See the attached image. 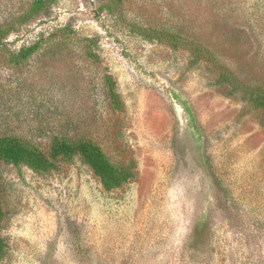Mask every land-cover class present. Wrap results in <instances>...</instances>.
<instances>
[{
    "label": "rangeland",
    "instance_id": "1",
    "mask_svg": "<svg viewBox=\"0 0 264 264\" xmlns=\"http://www.w3.org/2000/svg\"><path fill=\"white\" fill-rule=\"evenodd\" d=\"M33 1L0 0V27ZM107 4L58 0L8 37L0 48V137L27 138L44 152L56 135L87 137L114 163L134 160L135 177L107 192L78 158L50 174L0 164V236L9 246L0 264H264L263 113L227 95L205 63L190 65L186 50L134 27L206 40L214 29L226 34L214 24L227 18L246 53L263 61L241 75L262 80L264 0H220V13L208 0H125L121 15ZM88 39L98 64L85 56ZM38 42L28 61L13 59ZM106 72L117 81L121 112L107 101Z\"/></svg>",
    "mask_w": 264,
    "mask_h": 264
},
{
    "label": "trees",
    "instance_id": "2",
    "mask_svg": "<svg viewBox=\"0 0 264 264\" xmlns=\"http://www.w3.org/2000/svg\"><path fill=\"white\" fill-rule=\"evenodd\" d=\"M219 1L208 0L207 8L210 10L218 9L217 13H220L225 5H219ZM57 2L58 0H34L12 23L0 27V48L5 45L6 40L13 32L19 30L18 27H22L36 17L46 14ZM124 2L125 0H108L104 9L111 15H121ZM231 25V21L227 18L214 24L226 34H219L214 29L212 32L216 34L217 38L206 40L188 37L179 32H171L161 28L139 25L134 27L138 28L137 31L149 40L157 41L174 50L181 48L186 50L190 56V65L196 66L205 63L215 72L217 83L230 88L227 95H239L240 99L251 110L260 111L264 115V79L254 77L251 79V76H249L250 78L244 77L239 70L242 68L253 69L256 62H258V66H261L263 62L259 58L261 54L246 53L247 49L244 46L246 41L238 34L241 31L236 28L237 26L232 25L231 27ZM226 29L228 31H225ZM84 43L85 56L92 63L98 64L100 56L93 49V40L88 39ZM40 49L41 43H35L20 49L13 59L18 64L25 63ZM223 51L233 56L229 60L233 61L232 63L224 58ZM237 55L241 56L244 67H239L235 64L236 62L234 63V59L238 58ZM103 85L110 108L115 112L123 111L124 103L119 93L117 81L109 72L103 74ZM184 108L190 114L192 121L193 113L187 103H185ZM76 158L92 170L107 192L122 188L135 177L136 163L134 160L123 164L114 163L97 142L87 137L70 138L56 135L51 139L47 152L42 151L33 141L21 136L4 135L0 137V164H7L16 168L27 167L37 174H50L58 169L60 163L71 162ZM5 216L3 185L0 180V227ZM8 247L7 241L0 236V261L6 257Z\"/></svg>",
    "mask_w": 264,
    "mask_h": 264
}]
</instances>
